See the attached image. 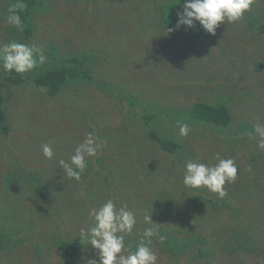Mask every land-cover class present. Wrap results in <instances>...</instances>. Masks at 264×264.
I'll use <instances>...</instances> for the list:
<instances>
[{
	"label": "rangeland",
	"instance_id": "374dc122",
	"mask_svg": "<svg viewBox=\"0 0 264 264\" xmlns=\"http://www.w3.org/2000/svg\"><path fill=\"white\" fill-rule=\"evenodd\" d=\"M168 2L45 0L33 17L32 35L26 38L5 22L11 4L0 0V45L13 40L35 43L44 49L46 61L88 54L93 79L109 86L108 95L95 85L80 83L78 88L71 85L49 96L27 80L44 70L45 63L21 75L26 80L19 85L0 74V106L10 126L7 134L0 131V234L3 230L9 237L0 240V264H62L56 240L80 239V230L92 224L89 208L108 198L115 197L118 206L126 203L136 213L134 234L149 213L146 206L155 202L154 195L174 197L185 189L179 162L173 165L180 152L184 165L188 160L214 164L216 153L235 159L238 179L225 185L224 199L240 201L246 209L264 205L259 137L249 136L255 135L254 124L264 123V30L260 27L264 26V0H255L242 21L221 25L199 45L181 30L168 32L175 26L162 23L159 11ZM121 91L138 95L151 111L162 107L181 112L198 102L226 105L231 123L213 128L191 121L189 135L180 137L177 121L161 118L165 125L152 123L154 131L183 146L172 155L164 154L143 134V110L135 114L132 107H125L127 102L116 98ZM89 132H95L103 144L104 164L128 180V187L119 193L101 194L99 185L104 181L97 174L104 173V165L98 163V156L88 158L79 182L69 180L59 168V160H67ZM44 143L53 144L56 155L51 161L42 156ZM41 180L46 185L42 197L34 186ZM206 191L202 194L214 197ZM188 194L195 192L190 189ZM223 212L221 223L211 226L214 233L231 223L230 211ZM216 213L210 211L208 224H215ZM173 221L169 217L164 222L167 234L177 233L180 227ZM245 221L252 227L254 219ZM253 228L260 235H249L239 249L223 241L221 233L216 234L217 241L208 238L201 255L196 253L197 242L178 258L161 252L159 245L151 247L157 264H264V217ZM254 242L259 250L248 249ZM244 247L250 251L241 252ZM88 259H99L90 245L82 249L76 264H87Z\"/></svg>",
	"mask_w": 264,
	"mask_h": 264
},
{
	"label": "trees",
	"instance_id": "16d2710c",
	"mask_svg": "<svg viewBox=\"0 0 264 264\" xmlns=\"http://www.w3.org/2000/svg\"><path fill=\"white\" fill-rule=\"evenodd\" d=\"M44 3L45 0H10L11 5H24V7L20 9V15L24 22V30L20 31L23 37L25 36L27 38L32 35V30L34 28L33 17L38 8L44 7ZM183 3L184 0H169L168 3L161 4L159 11L162 23H165V25L168 26H175L177 19L176 13L182 9ZM260 27L261 30H264L263 25ZM181 33L196 45H199V42L207 34L198 24L195 28L187 31L182 29ZM87 55L88 54L85 53L77 54L66 58H60L58 60L54 59L53 61H46L45 69L37 70L33 76L27 77V80L31 81L33 85L41 87L49 96H56L58 93H61L64 88H69L71 85H76L78 88V84L80 83L95 85L97 89L108 95L107 89H109V86L105 82L103 84L101 83L102 81H95L93 79V70L87 65V61L89 60ZM0 74L5 77L8 83L13 85L22 84V82L26 80H22L23 78L21 75H12L13 73H7L4 75L3 71H1ZM117 93L118 96L116 98L121 102H127L128 106L125 105V107H132L135 114H139L143 110L141 112L140 121L142 123L143 134L144 136L146 134L149 141L164 154L172 155L174 152L181 150L183 146L179 142L171 140L169 137L154 131L152 123H155V127L160 124H163V126L165 125L163 122L161 123V118H166L170 121H177L175 127L178 128L180 123H188L190 125V123H193L191 121L200 125H210L213 128H226L231 123V116L226 105L220 104L216 106L198 102L188 109H183L181 112L177 111L175 108L165 109L162 107H155V110L151 111L152 108L146 107L145 102L141 103L138 95L131 93L126 94L125 91ZM9 129L10 126L4 109L0 106V131L3 134H7ZM93 133L95 136V132ZM230 139L231 138H228L229 142ZM181 153L182 152H180V156L173 159V165H177L179 162L178 166L180 167V170L183 171L182 168H184V164L180 161ZM104 157L105 153L100 152L97 158L98 163H103L104 165L102 168L104 169V173L97 174L100 175V177L103 176L102 181H104L102 185H99V189L101 188L102 195L108 194L109 192L114 195L115 193H119L124 187H128V180L125 176H119L120 174L115 172L111 166H106L104 164ZM257 157L262 160V169L264 170V151H260ZM251 161H253V158ZM180 176L182 177L181 174ZM121 177H124L125 179L119 182ZM140 177L137 178L142 179ZM35 182H37V180H35ZM35 182V193L37 196L42 197L46 185L42 184V180L40 183ZM112 187H115V189L113 190ZM189 190L190 189L185 188L174 197H162L163 194L154 195L153 199L155 202H151L152 207L146 206V211L149 212L148 215L152 214L151 218L154 223L158 224L160 233L167 237L163 244L155 241L153 242V244L160 246L161 252L163 251V253L178 258L179 254H183L188 248L197 242L196 253L201 255L206 249L208 238L212 241L216 240L217 233L222 234L223 241H230L232 245L237 246L239 249V247L246 245V237L252 234L255 236L260 235L259 232L252 231L254 229V223L264 217V205L260 207L252 206L249 209H246L240 201L230 200L229 198L220 199L217 194L211 192L209 194L214 197L209 198L202 194L203 190L197 193V190L195 189H192L195 192L193 196L188 194ZM169 194L172 195L171 192ZM185 198L188 199L189 202H186ZM213 210L217 211L212 219L215 224H208L206 218L210 211ZM221 210L227 212L230 211L231 223L229 222L230 225L227 223L220 226L219 230H216L214 233V231L211 230V226L218 225L216 221L220 224V218H225L223 216L225 212L221 215ZM169 217L171 220H174L173 223L176 222L178 225L180 223V227L176 229L177 233H166L164 222L167 221ZM250 218L254 219L252 227L250 224L247 225V221H245ZM138 224H140L137 228L138 231L134 232L131 237L132 239L128 236L125 240L126 244L129 243L132 246V250H135V245L139 241V233H141L145 227L150 226L146 225L144 220H142L141 223L138 222ZM211 231L213 232V235L209 233ZM4 238L8 239L9 237L2 230L0 240L3 241ZM17 241H19V239H17ZM241 242H243V244ZM56 243L60 252L59 255L62 264H76L82 249H87L89 247L86 246V244H81L80 239L64 241L57 239ZM258 245V243L254 242L252 247H248V249L254 248L255 250H259L260 248ZM245 251L249 252L250 250L248 251L247 248L244 247L241 252ZM261 251L264 252V248Z\"/></svg>",
	"mask_w": 264,
	"mask_h": 264
},
{
	"label": "clouds",
	"instance_id": "9594fccd",
	"mask_svg": "<svg viewBox=\"0 0 264 264\" xmlns=\"http://www.w3.org/2000/svg\"><path fill=\"white\" fill-rule=\"evenodd\" d=\"M255 0H184L183 7L177 11L174 29L170 31L189 30L197 24L209 35H215L221 25L235 24L244 19L251 11ZM22 4H13L8 9L5 22L19 31L24 30L20 15ZM44 49L35 43L10 41L0 45V70L6 73L24 75L32 72L38 65L46 62ZM191 132L188 123L179 124V136L187 137ZM250 138L257 140L256 147L264 151V123L253 125ZM103 148L98 138L89 132L82 143L75 146L67 160H59V165L69 180L79 182L88 167L89 159L97 157ZM42 156L51 161L56 153L52 143L41 145ZM214 164L188 160L182 171V184L186 189L207 190L222 199L227 196L226 184H233L238 179V166L233 158H224L216 153ZM87 215L91 226L81 229V244L97 250L99 259H88L87 264H157L158 256L151 247L153 242L163 244L167 237L159 231L150 215L143 217L144 223L150 225L139 233V241L132 250L126 245V237L133 234L137 225L136 213L126 203L119 206L115 198H108L96 207H90ZM126 253V254H125Z\"/></svg>",
	"mask_w": 264,
	"mask_h": 264
}]
</instances>
